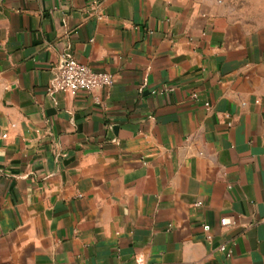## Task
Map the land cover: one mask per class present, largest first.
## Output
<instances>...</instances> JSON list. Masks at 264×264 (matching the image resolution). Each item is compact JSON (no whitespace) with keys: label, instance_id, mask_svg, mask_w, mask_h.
<instances>
[{"label":"crops","instance_id":"0c3cea01","mask_svg":"<svg viewBox=\"0 0 264 264\" xmlns=\"http://www.w3.org/2000/svg\"><path fill=\"white\" fill-rule=\"evenodd\" d=\"M0 264H264V0H0Z\"/></svg>","mask_w":264,"mask_h":264},{"label":"built area","instance_id":"2783aa9c","mask_svg":"<svg viewBox=\"0 0 264 264\" xmlns=\"http://www.w3.org/2000/svg\"><path fill=\"white\" fill-rule=\"evenodd\" d=\"M113 86V77L104 72L93 71L88 66L79 63L70 55H65L58 64L55 74L50 81V85L47 89L49 94L63 93L71 96H75L78 92L93 93L101 88H111ZM170 87H162L155 91L156 94H167L172 92ZM192 99L196 100L198 97L193 94ZM231 223L228 219H221L220 225L227 227ZM203 230L206 233V240L211 241V237L208 235L209 227L204 225ZM218 250L224 253L226 257H231L232 250L226 246H219Z\"/></svg>","mask_w":264,"mask_h":264}]
</instances>
